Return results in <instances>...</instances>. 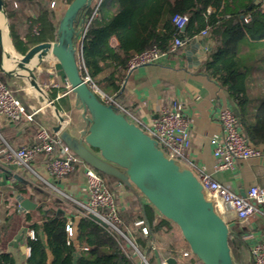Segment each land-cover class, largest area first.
<instances>
[{
	"label": "trees",
	"instance_id": "1",
	"mask_svg": "<svg viewBox=\"0 0 264 264\" xmlns=\"http://www.w3.org/2000/svg\"><path fill=\"white\" fill-rule=\"evenodd\" d=\"M71 1L3 0L15 50L25 55L34 46L53 42L60 20L55 10L60 3L68 5ZM52 2L54 7L50 6ZM175 14L187 17L182 30L176 31L172 22ZM246 17L248 22L244 21ZM73 27L78 36L86 29L80 50L84 70L80 74L88 76L108 95L118 92L127 60L133 54L152 47L165 51L175 36L186 42L203 31L210 33L214 45L202 70L230 96L238 110L235 116L237 119L239 116L243 128L247 126L245 138L249 145L264 144V100L253 124L246 123L244 114L250 99V77L264 54V4L256 0H100L95 10L91 7L80 10ZM112 37L118 40L116 48L109 45ZM98 174L115 203L120 206L125 203L123 208L118 207V229L133 240L147 264H156L157 259L168 257L178 261V246L184 240L175 224L160 217L148 202L141 203L139 199L145 198L137 190L132 191L116 179ZM19 193L26 194L25 188ZM128 194L133 198L126 204ZM57 207L62 210L58 214H43L40 206L24 215L26 228L34 232V238H22L28 248L24 264H134L131 249L122 236L89 216L77 215L69 220L66 215L69 209L60 203ZM68 221L71 236L66 232ZM137 221L142 222L147 235L142 233L141 227L129 229ZM229 247L233 264L244 262L249 247L242 233L234 228H229ZM196 263L202 264L194 256L182 262ZM0 264L18 262L13 253L4 252L0 253Z\"/></svg>",
	"mask_w": 264,
	"mask_h": 264
},
{
	"label": "crops",
	"instance_id": "2",
	"mask_svg": "<svg viewBox=\"0 0 264 264\" xmlns=\"http://www.w3.org/2000/svg\"><path fill=\"white\" fill-rule=\"evenodd\" d=\"M3 13L10 44L13 47L8 19L4 11ZM198 36L186 41L183 47L154 64L129 72L125 69V76L119 83L118 92L106 95L112 96L124 110L123 114L144 131L161 108L178 102L189 124L190 136L189 157L188 160H180L178 162L180 166L190 169L196 176L202 171L212 180L244 197L251 186H259L252 168L253 166L264 168V144H250L261 152L260 157L239 161L233 170L216 169L219 159L213 156V139L221 138L217 111L220 108H227L238 114V110L225 89L203 72L202 65L209 51L204 60L201 61L200 57H197L205 50V40L198 39ZM210 39L212 40L211 35ZM109 45L116 48L117 38L112 37ZM0 53L13 63L9 65L4 59V66L0 64L3 82L27 111L38 110L32 122L11 124L0 118V253L11 252L15 255L18 264H24L28 248L24 246L22 238L29 236L30 230L24 224L26 213L18 207L20 198L28 199L36 205V208L42 206L43 214H58L62 211L57 207L60 203L69 209L66 215L70 220L78 215L81 204L87 200L84 177L82 170L77 169L64 180H55L46 168L48 158L42 155L38 156L31 166L32 171L39 176L36 177L32 172H26L12 163H4L2 149L5 144L14 148L30 145L35 140L36 128H44L52 132L54 127H60L77 133L85 127V123L81 117V110L77 108L73 94L68 91L69 85L58 64H55L54 58H42L39 63L26 64L31 70L36 68V73L33 70L36 74L35 80L44 86L42 88L38 83V89L35 90L24 75L17 73L24 67L7 56H14V54H8L1 46ZM44 63L46 67L43 66ZM12 66L15 73L8 71L12 69ZM248 93L250 99L244 114L246 123L253 124L257 110L264 100V54L260 56L257 67L251 74ZM238 125L245 137L247 126H245L246 129L241 126L239 116ZM262 178L260 180L264 183V176ZM23 188L26 194L21 195L19 191ZM58 192H62L65 197L59 195ZM127 199L129 201L127 200L126 204H129L132 198L127 196ZM139 201L147 203L141 199ZM124 205L125 203H121V206H117L123 208ZM33 211H27V213ZM227 216L228 218L224 220L228 227L240 231L249 247L244 262L239 264H254L251 246L255 242L264 240V205L262 214H254L243 223H238L231 214ZM35 217L38 219L39 215L36 214ZM133 227L130 225L129 229L132 231ZM246 236L250 238L245 239ZM180 247L178 251L180 258L177 264H182L193 257L192 255L182 257L183 251H189L184 241L180 242Z\"/></svg>",
	"mask_w": 264,
	"mask_h": 264
},
{
	"label": "water",
	"instance_id": "3",
	"mask_svg": "<svg viewBox=\"0 0 264 264\" xmlns=\"http://www.w3.org/2000/svg\"><path fill=\"white\" fill-rule=\"evenodd\" d=\"M92 1L72 0L67 5L53 42L36 46L24 56L12 47L14 56H7L34 78L36 74L26 64L39 63L42 58H54L77 108L81 110L85 127L77 133L60 127H54L52 132L58 133L71 151L96 172L142 194L160 217L175 224L190 254L202 264H233L228 224L216 211L196 175L181 167L176 160L166 157L154 139L129 122L112 105L102 102L83 81L74 43L78 33L73 24L79 11L90 7ZM197 38L205 40V50L197 56L202 61L211 50L213 41L208 32ZM41 47L42 55L38 56L35 49ZM39 85L44 88L43 84ZM252 170L259 187L264 188L263 180H260L263 179L264 168L253 166ZM19 207L33 211L36 205L21 197ZM91 218L98 221L94 216ZM156 264H177V260L173 257L157 259Z\"/></svg>",
	"mask_w": 264,
	"mask_h": 264
},
{
	"label": "built area",
	"instance_id": "4",
	"mask_svg": "<svg viewBox=\"0 0 264 264\" xmlns=\"http://www.w3.org/2000/svg\"><path fill=\"white\" fill-rule=\"evenodd\" d=\"M99 3L100 0H93L90 7L95 10ZM256 3L264 4V0H256ZM50 6L54 7V3L52 2ZM248 20V17L244 18L245 22H248ZM172 22L176 27V31H179L187 23V17L175 14L172 17ZM85 31L86 29L79 34L75 42L79 71L84 70V65L80 60V50ZM206 33V31H203L201 34ZM184 43L183 40L175 36L173 43L165 51L152 47L133 54L127 60L126 70L129 72L154 64L169 57L170 54L183 47ZM55 64H57L56 61ZM81 77L102 102L112 105L118 112L123 113L124 110L112 96L104 94L91 82L88 76L81 75ZM68 91L70 92V89ZM37 112V109L26 110L3 82L2 73L0 72V118L11 124L32 122ZM217 120L221 127V138L213 139V156L219 159V163L216 165L217 170H233L239 161L260 157L261 152L250 146L241 133L238 119L231 110L220 108L217 111ZM145 133L157 142L166 157L177 162L188 160L190 149L189 124L182 114V108L178 102H173L170 106L161 108L158 115L150 120V125ZM40 155L48 158L46 168L57 181L64 180L77 169L82 170L87 200L81 204L78 215L81 217L94 216L104 227L113 230L125 239L127 247L131 249L130 257L134 264H147L145 258L136 249L133 240L123 235L118 229L120 224L118 218L119 208L102 177L82 162L63 142L58 133L38 128L35 140L30 145L14 148L5 144L2 149V161L4 163H12L18 168L33 174L35 173L32 171L31 166ZM35 176L39 177L36 174ZM196 177L202 185L203 191L212 199L216 211L223 219L228 218L227 214H231L238 223H243L254 214H262L264 188L257 185L251 186L243 197L212 180L209 175L202 171ZM58 193L65 197L62 192ZM22 211L27 213V211ZM133 226L141 227L142 233L147 235L148 231L142 227L141 221L135 222ZM66 232L68 236L72 235L70 222L66 225ZM29 236L34 238L32 230H30ZM249 238L250 236L245 237V239ZM181 255L186 258L191 254L189 251H183ZM251 256L254 264H264V240L255 242L251 246Z\"/></svg>",
	"mask_w": 264,
	"mask_h": 264
},
{
	"label": "bare ground",
	"instance_id": "5",
	"mask_svg": "<svg viewBox=\"0 0 264 264\" xmlns=\"http://www.w3.org/2000/svg\"><path fill=\"white\" fill-rule=\"evenodd\" d=\"M0 46L8 54H14L13 48L10 44L7 28H6L5 17H4V13H3V7H2V0H0ZM42 48L43 47L35 49V53L38 56L42 55V50H43ZM4 59H5V57L3 56L2 53H0V64L2 66H4L3 65ZM5 60H7V59H5ZM7 62L9 65H13V63L10 60H7ZM8 71L15 73L13 66H12V69L8 70ZM20 73L25 76L26 80L29 82L31 87H33L35 90L38 89V83L36 82L35 78L31 74H29L28 71L22 69V71H20Z\"/></svg>",
	"mask_w": 264,
	"mask_h": 264
},
{
	"label": "rangeland",
	"instance_id": "6",
	"mask_svg": "<svg viewBox=\"0 0 264 264\" xmlns=\"http://www.w3.org/2000/svg\"><path fill=\"white\" fill-rule=\"evenodd\" d=\"M3 1V0H2ZM67 7V5L65 4V3H60L59 5H58V7H57V9L55 10V13H56V15L59 17V18H61L62 17V15H63V12H64V10H65V8ZM6 21V20H5ZM43 66L44 67H46V63H44L43 64ZM47 69H48V67H47ZM34 70V72L36 73V68L35 69H33ZM22 71V70H21ZM18 73H20V71L18 72ZM20 75L22 76V74L20 73ZM49 131V130H48ZM128 198H133L132 197V195H128ZM128 201H129V199H127ZM144 202H147V200H145V199H142ZM177 237H179V236H177ZM179 239V238H178ZM179 248H181L180 246H178ZM178 251H179V249H178Z\"/></svg>",
	"mask_w": 264,
	"mask_h": 264
}]
</instances>
